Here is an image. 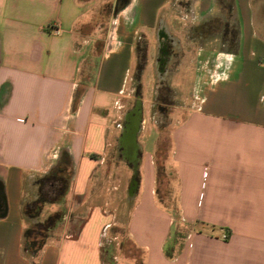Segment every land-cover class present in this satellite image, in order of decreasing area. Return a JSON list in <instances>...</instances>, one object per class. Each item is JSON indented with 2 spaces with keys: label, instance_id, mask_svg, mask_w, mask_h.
<instances>
[{
  "label": "crops",
  "instance_id": "1",
  "mask_svg": "<svg viewBox=\"0 0 264 264\" xmlns=\"http://www.w3.org/2000/svg\"><path fill=\"white\" fill-rule=\"evenodd\" d=\"M171 1L0 0V264H264V37L249 4L235 0L236 50L193 44L187 110L141 114L132 156L121 141L138 41L157 28L159 46L162 27L165 46L182 41L163 13ZM189 6L203 20L216 0ZM115 147L132 169L125 226L138 256L111 233L122 198L102 192ZM65 159V221L30 257L26 181Z\"/></svg>",
  "mask_w": 264,
  "mask_h": 264
},
{
  "label": "rangeland",
  "instance_id": "2",
  "mask_svg": "<svg viewBox=\"0 0 264 264\" xmlns=\"http://www.w3.org/2000/svg\"><path fill=\"white\" fill-rule=\"evenodd\" d=\"M238 1L243 8L249 4L254 29L264 37V0ZM189 2L190 0H172L169 8L168 4L163 7L165 10L163 13L168 14L171 29L180 36L182 41L174 38L173 34L170 35L172 41L171 39L166 41L164 52H162L165 65H163L162 73H159L156 67V62L161 58L159 47H162V44L159 46L157 44V28L149 31L147 42L144 39L138 41L137 44L141 45L144 51L137 49L136 45V62L130 74L125 101L127 108L134 107L135 101H141L142 121L163 123L171 120V117L175 121L179 118V113L187 110V105L193 101V93H191L195 72L193 44H199L211 50H236L239 45L240 25L235 0H216L215 11L203 20H200L198 15L195 20L191 18ZM185 30L188 31L186 35ZM140 54L143 55L141 68L138 66ZM150 138L152 137H148L144 132L139 136L141 141ZM113 151L105 163V173L111 176L105 178L102 192L105 196L109 194L113 200L122 198L124 203L113 212L118 224L112 227L111 233L115 237L114 240L116 239L117 246L120 241L122 250L128 252L131 249L133 252L131 254L138 256L135 249L129 247L125 226L130 207L126 203L128 198L126 189L132 169L129 163L121 160L116 147ZM57 185V182L51 183L40 179L39 176L28 179L25 185L23 208L27 206L31 208L32 202L39 196L51 198ZM56 208V205H44L39 219H44L48 211L51 213ZM167 212L172 213L170 210ZM26 222L28 225L29 222Z\"/></svg>",
  "mask_w": 264,
  "mask_h": 264
},
{
  "label": "trees",
  "instance_id": "3",
  "mask_svg": "<svg viewBox=\"0 0 264 264\" xmlns=\"http://www.w3.org/2000/svg\"><path fill=\"white\" fill-rule=\"evenodd\" d=\"M128 0H116L114 11H118L122 8ZM163 45V41L160 42ZM161 58L163 46L160 47ZM137 49L143 50L144 48L137 44ZM142 51V54H144ZM140 54V61L138 66L141 68L143 65V55ZM40 179H45L51 183L57 182V188L55 189L54 195L51 198H39L32 202V207L22 208L23 217L29 224L26 226L23 232V251L30 257H35L38 252L42 249L47 239L52 236L54 230L64 222L66 215L65 207V195L68 190L70 182V165L65 159L53 165L50 170L44 174L38 175ZM56 203L59 208L51 213H48L44 219H39L42 208L45 204Z\"/></svg>",
  "mask_w": 264,
  "mask_h": 264
},
{
  "label": "bare ground",
  "instance_id": "4",
  "mask_svg": "<svg viewBox=\"0 0 264 264\" xmlns=\"http://www.w3.org/2000/svg\"><path fill=\"white\" fill-rule=\"evenodd\" d=\"M159 34L161 35V40L163 38L167 37L166 30L163 27L159 30ZM134 108H135V105L132 109H130L127 112V114L125 116V123L126 124H124L125 126H123L124 135H122L121 141H129V142L133 143L132 136H133V133H134L135 128H136V121H137V117H138V108L139 107L137 106L136 109L133 110Z\"/></svg>",
  "mask_w": 264,
  "mask_h": 264
},
{
  "label": "water",
  "instance_id": "5",
  "mask_svg": "<svg viewBox=\"0 0 264 264\" xmlns=\"http://www.w3.org/2000/svg\"><path fill=\"white\" fill-rule=\"evenodd\" d=\"M158 39H159V41H161V35L159 33H158ZM163 65H164V60H163V58H160V60H158L156 62V67H157L159 73H162L164 71ZM137 106L139 107L138 108V117H137V121H136V128H135V131H134L133 136H132V140L133 141L135 140L136 133H137V130H138V125H139V122L141 120V114H142L141 104H139V103L135 104V108L133 110H135ZM124 124H126V123H124ZM122 135H124V128H123ZM133 189H134V180H132L131 183H130V188H129V193L130 194H132L131 192H132Z\"/></svg>",
  "mask_w": 264,
  "mask_h": 264
},
{
  "label": "flooded vegetation",
  "instance_id": "6",
  "mask_svg": "<svg viewBox=\"0 0 264 264\" xmlns=\"http://www.w3.org/2000/svg\"><path fill=\"white\" fill-rule=\"evenodd\" d=\"M163 50H164V47H165V42L163 41ZM163 60H164V58H163ZM129 150H128V153H129V156H132L134 153H133V144H132V142H129Z\"/></svg>",
  "mask_w": 264,
  "mask_h": 264
},
{
  "label": "built area",
  "instance_id": "7",
  "mask_svg": "<svg viewBox=\"0 0 264 264\" xmlns=\"http://www.w3.org/2000/svg\"><path fill=\"white\" fill-rule=\"evenodd\" d=\"M54 33L58 34L60 33V29L58 26H55L54 29H53Z\"/></svg>",
  "mask_w": 264,
  "mask_h": 264
}]
</instances>
